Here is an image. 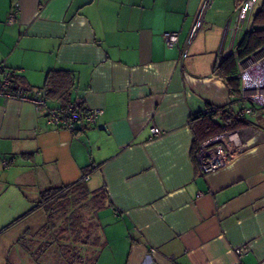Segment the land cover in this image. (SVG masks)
<instances>
[{"label": "crops", "instance_id": "0c3cea01", "mask_svg": "<svg viewBox=\"0 0 264 264\" xmlns=\"http://www.w3.org/2000/svg\"><path fill=\"white\" fill-rule=\"evenodd\" d=\"M13 3L18 19L8 23ZM202 3L0 0V62L16 80L34 90L49 70L69 71L71 98L103 110L95 125L70 131L0 96V264H70L67 249L81 256L75 264H264V106L246 126L255 142L197 171L192 116L237 105L212 73L230 49L237 1L216 10L211 2L191 37ZM164 31H178L175 47ZM82 180L106 201L90 213L87 243L81 224L60 211L48 218L40 201L42 190Z\"/></svg>", "mask_w": 264, "mask_h": 264}, {"label": "built area", "instance_id": "2783aa9c", "mask_svg": "<svg viewBox=\"0 0 264 264\" xmlns=\"http://www.w3.org/2000/svg\"><path fill=\"white\" fill-rule=\"evenodd\" d=\"M236 1L234 36L230 49L227 50L226 54L236 52L237 44L234 45L235 33L238 30L245 31L251 13L255 5L259 2V0ZM211 2L212 0H203L200 12L193 26L191 37L202 26L204 21L203 13L210 6ZM18 13L19 4L13 3L8 12L7 22H15L18 19ZM162 35L168 48L175 47L178 44V31H164ZM186 55L187 47H182L180 49L181 58ZM236 66L240 92L236 100L238 108H228L227 110L231 115L245 117V115L252 113L253 106H264V45L260 46L245 58H236ZM48 90L46 86L29 90L16 80L13 69L7 67L3 62H0V96L6 99L28 102L34 106L36 111L44 110L47 122L53 126L76 131L78 129L77 125H80L82 121L87 125H95L103 112L101 108L86 109L83 106L80 107L77 101L48 106ZM214 111H218L215 105H206L202 108L203 114H211ZM150 131L154 136H159L162 133L156 126H152ZM256 139L257 134L255 130L250 127H241L223 131L201 140L194 154L198 173L203 175L224 166L242 150L247 148L250 143L255 142ZM9 162V159H3L2 165L8 167ZM84 177L87 179L88 174ZM235 253L238 259L241 260L243 250L236 248Z\"/></svg>", "mask_w": 264, "mask_h": 264}, {"label": "trees", "instance_id": "16d2710c", "mask_svg": "<svg viewBox=\"0 0 264 264\" xmlns=\"http://www.w3.org/2000/svg\"><path fill=\"white\" fill-rule=\"evenodd\" d=\"M257 4V8L252 11L247 27L236 45V52H230L222 57L212 70V73L225 83L229 95L236 97V100L240 94L236 58H245L264 45V0ZM73 85L74 76L69 71L53 69L46 73L44 86L49 89L47 96L58 100L60 104L76 101L71 98ZM78 105L82 106L80 102H78ZM216 107L218 111H214L211 114H203L202 110H200L192 116L191 126L194 133L195 148L201 140L214 134L248 125L245 117L229 114L226 107ZM40 201L44 202L43 208L48 214V218H52L53 214L59 211L68 213V216L76 221V225L81 224L83 226L82 241L87 243L94 240L95 235L91 233L93 223L90 216L88 217L90 220H87L82 210L84 208L87 210L91 209L90 213H92L105 204L103 188L90 191L82 180L66 187H49L42 190L40 192ZM67 253L71 256L70 264H75L81 258L73 250L67 249Z\"/></svg>", "mask_w": 264, "mask_h": 264}, {"label": "rangeland", "instance_id": "374dc122", "mask_svg": "<svg viewBox=\"0 0 264 264\" xmlns=\"http://www.w3.org/2000/svg\"><path fill=\"white\" fill-rule=\"evenodd\" d=\"M232 1L233 0H212V3L213 4L211 3L212 4L211 10H216L217 7L218 8L223 7L224 9H226L227 7H230L231 6ZM260 1L261 0H259V3H260ZM257 6H258V4L255 5L254 10L257 8ZM231 17H234V14H231ZM243 32H244V30H243ZM243 32L240 31L238 33L237 40L242 36V33ZM221 40H222V34L220 35V38L218 40V49H219V46L221 44ZM237 40H235V41H237ZM232 108L233 109H237L238 108V105H235L234 104V105H232ZM245 118H246L248 124L251 125L252 121L256 118V114H255V112H253L251 114H247V115H245ZM90 211H91V209L90 210L89 209L87 210L86 208H84V210H82V212H84L87 220H90V219H88V217L90 216Z\"/></svg>", "mask_w": 264, "mask_h": 264}]
</instances>
